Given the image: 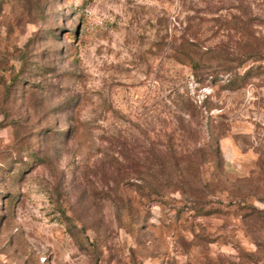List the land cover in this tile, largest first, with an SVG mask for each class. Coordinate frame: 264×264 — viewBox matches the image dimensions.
Returning a JSON list of instances; mask_svg holds the SVG:
<instances>
[{
	"label": "rangeland",
	"instance_id": "rangeland-1",
	"mask_svg": "<svg viewBox=\"0 0 264 264\" xmlns=\"http://www.w3.org/2000/svg\"><path fill=\"white\" fill-rule=\"evenodd\" d=\"M0 264H264V0H0Z\"/></svg>",
	"mask_w": 264,
	"mask_h": 264
}]
</instances>
